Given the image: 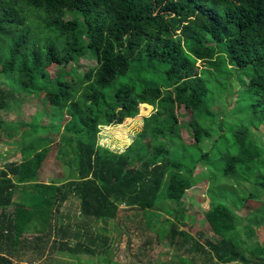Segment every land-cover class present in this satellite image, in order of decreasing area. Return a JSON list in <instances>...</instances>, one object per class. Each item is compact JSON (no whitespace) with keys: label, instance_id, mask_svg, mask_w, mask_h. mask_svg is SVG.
I'll list each match as a JSON object with an SVG mask.
<instances>
[{"label":"trees","instance_id":"1","mask_svg":"<svg viewBox=\"0 0 264 264\" xmlns=\"http://www.w3.org/2000/svg\"><path fill=\"white\" fill-rule=\"evenodd\" d=\"M232 69L243 102L220 117L213 107L224 102ZM0 74L9 80L0 81V111L14 94L33 93L55 117L40 121L48 130L38 135L36 120L0 116V145L16 144L20 154L0 161V264H55L53 253L123 264L102 232L87 226L82 237L75 216L151 231L143 256L165 240L179 251L175 264H264V243L245 244L222 200L255 202L247 224L264 225V0H0ZM143 105L166 117L167 139L153 144L144 117L123 146L109 142L104 132ZM54 147L59 175L45 182ZM200 163L211 172V236L190 232L183 202ZM242 182L254 188L246 194ZM163 211L170 217L159 223Z\"/></svg>","mask_w":264,"mask_h":264},{"label":"rangeland","instance_id":"2","mask_svg":"<svg viewBox=\"0 0 264 264\" xmlns=\"http://www.w3.org/2000/svg\"><path fill=\"white\" fill-rule=\"evenodd\" d=\"M80 64H84V61H80ZM53 70V68H51ZM72 71V70H71ZM75 72L80 73V70H75ZM232 76L230 78V89L226 92V94L223 95L224 102L216 103L213 107V110L216 112L217 115L220 117L225 114L229 116V114L233 115L232 110L237 107L241 106L243 102V95L241 93V85L238 81V70H231ZM0 81L6 84L9 80L2 76L0 74ZM5 87V86H4ZM22 91V90H19ZM25 93V92H24ZM14 98L11 99L9 104V109L1 110L0 116L7 119L11 122H16L18 120H22L23 122H30L31 120H36L35 123V131L39 132L38 135L41 134V132H46L48 129L45 128L40 124L41 122H46L49 124H52V118L49 114V110L47 108L46 103L44 102V99L42 97H37V95L33 94L31 96H26L23 94H14ZM53 109V108H52ZM182 111H184V108H182ZM42 115H41V114ZM40 114V115H39ZM166 114V113H163ZM239 119L243 116V112H239ZM36 116V118L34 117ZM60 118V115H56ZM147 117L149 120V140L155 144L159 145L161 142L165 141L167 139V132L169 130V122L164 116H160L157 114V109L152 110L150 107H145V105L142 106V110L140 115H138L135 119L127 121L125 126L117 127V128H109L104 132V134L109 135V142H113V145L115 143L121 144V146L124 145V142L128 141L130 136H135L142 128H143V118ZM55 117L53 118V120ZM182 120L185 121V117H181ZM55 122L57 123H63L59 119H57ZM241 123L245 122L243 120L240 121ZM251 124V122H249ZM63 129V128H62ZM29 130L28 125L21 126V132L26 133ZM264 129L259 130L257 132L260 133L262 136V132ZM218 132L216 131L213 133L214 137L212 139V142L216 139L218 136ZM37 135V134H36ZM50 136H54L57 140L59 139V135L55 134V130L49 133ZM21 136V134H20ZM182 136L184 138V141L187 144H191L193 142V139L191 138L189 132L186 129L182 130ZM37 137V136H36ZM104 137V136H102ZM23 139V137H22ZM115 141V142H114ZM30 142H34V138L31 139ZM211 142V141H210ZM211 142V143H212ZM211 143L206 146V150H209L212 148ZM57 144H54L56 146ZM116 145V144H115ZM15 147H18L16 144H14V147L9 145H0V161L5 160L10 156L12 158L13 156L16 157V155L19 157L20 154L18 152V149L14 150ZM53 159L50 164V168H53V170L57 169V164H54L56 161L59 165H61V160L57 157V148L55 147L52 149L51 152ZM49 168V169H50ZM59 171V169H58ZM210 169L205 164L200 163L196 169V176L198 179L194 181L192 186L186 191L185 197L183 199L184 205H186L188 209V213L186 215V219L188 222V226L190 229V232L193 234H196L198 231H203L206 234L213 235V231L210 229V225L208 224L205 216V212L210 208L211 201H210V195L208 193L209 190V181H210ZM53 176L52 173H48L47 177ZM223 184L227 186H231L232 184H229V179H223ZM234 184V183H233ZM233 186V185H232ZM235 188H238L234 184ZM233 186V187H234ZM251 183L242 182V185L239 189L245 190L246 194L250 191L252 188ZM222 200L226 203H229V205L232 207V217L231 222L235 223L237 222L240 226V231L242 232L243 238H245V244L247 246H253L254 244H262L264 243V225L256 227L255 224H252L249 226L248 223V217L251 215V211L254 210L256 207L255 202L253 201H246L242 206H237L233 203H230L228 199L222 198ZM262 201H264V194L262 195ZM168 203H165V208L168 207ZM173 207L177 208V205L174 203L172 204ZM11 209V207H10ZM75 209L71 210V212H74ZM133 214L132 209H123V214ZM170 217L166 211H163L160 213V216H155V218H160L159 223H161L165 218ZM125 219H122V225L118 228H116L114 223H110L109 225H104L103 222H97L96 220H90L89 222H85L82 217H72V221L77 222L78 225L82 227V232H86L87 226H90V228L97 233H103L109 238L108 244L111 246V248L114 249L117 248L118 252L114 250V257L116 261H120L123 264H175L178 263V258L176 256V252H179L176 248H170L169 245H167V242L164 240L158 245H155L152 251H149L148 253H145L146 255L143 256L140 254L141 250L144 248V242L148 236L152 232H142L140 230H137V226L134 223H130L131 228L127 227V222L124 221ZM65 221V220H63ZM187 226V227H188ZM119 229V230H118ZM119 241L121 242L120 244ZM118 244V245H117ZM148 247V244L147 246ZM185 254V253H184ZM54 256V255H53ZM186 256H190V254H186ZM55 264H75L73 261L69 259V256L67 255L66 258L60 259L59 257H55ZM82 258L87 259L88 257L83 256ZM86 261V260H85ZM20 264H29V262L21 261ZM38 264V263H34ZM42 264V263H40ZM86 264V263H85ZM89 264V263H88ZM232 264H242V263H232Z\"/></svg>","mask_w":264,"mask_h":264},{"label":"crops","instance_id":"3","mask_svg":"<svg viewBox=\"0 0 264 264\" xmlns=\"http://www.w3.org/2000/svg\"><path fill=\"white\" fill-rule=\"evenodd\" d=\"M56 172H58V171H55V170H53V169H47V170H45L44 172H43V174H42V179L45 181V182H48V181H50V180H52L53 178H55L56 176H58L59 174L58 173H56ZM48 173H52L53 174V176H51V177H47L48 176ZM34 219L35 218H32L31 219V224H33V222H34ZM77 222H75L74 221V224H76ZM32 227H31V225L29 226V229L26 231V233L25 234H28V238H32L33 236H35L36 234H37V232L35 231V230H33V229H31ZM85 233H83L82 232V230H81V233H80V235L83 237V235H84ZM81 237V238H82ZM49 249V248H48ZM48 252V251H47ZM53 254H55V257H59L60 259H64V258H66V256L64 255V254H59V253H53Z\"/></svg>","mask_w":264,"mask_h":264}]
</instances>
